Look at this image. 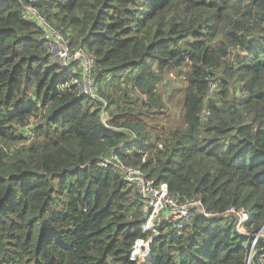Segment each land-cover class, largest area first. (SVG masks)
Returning <instances> with one entry per match:
<instances>
[{"label": "trees", "instance_id": "16d2710c", "mask_svg": "<svg viewBox=\"0 0 264 264\" xmlns=\"http://www.w3.org/2000/svg\"><path fill=\"white\" fill-rule=\"evenodd\" d=\"M27 6L96 56L105 101L66 86L79 63L52 60ZM170 72L186 84L167 125ZM110 84L147 101L122 107ZM122 164L216 215L181 232L161 222L141 264H247L252 241L225 214L264 234V0H0V264H138L135 243L155 232Z\"/></svg>", "mask_w": 264, "mask_h": 264}, {"label": "built area", "instance_id": "2783aa9c", "mask_svg": "<svg viewBox=\"0 0 264 264\" xmlns=\"http://www.w3.org/2000/svg\"><path fill=\"white\" fill-rule=\"evenodd\" d=\"M24 15L27 19L36 21L42 29L43 39L46 41L54 62L56 61V63L58 62L64 67L70 66L74 61L82 62L80 77L73 78L66 86L77 84L84 96L105 101L99 96L96 90V56L89 54L82 47L71 48L70 40L66 35L52 25L44 16L40 15L32 6H27L24 9ZM214 87L215 85L212 84L210 91ZM209 115L210 111L207 109L204 110L203 119H207ZM102 120L106 121L105 112L102 114ZM106 162H108L107 158ZM120 167L125 178L136 184L141 197L147 203V219L143 229L155 232L154 236H150L147 239H139L135 243L131 258L136 260L138 264L143 263L149 257L151 252V241L153 237L156 236L157 226H159L161 222L166 223L168 231L173 230L181 232L191 224L195 212H199L206 217L216 216L215 214L211 215L206 212L200 199L181 202L178 198L171 196L169 186L166 183H156L154 180L147 179L139 167L129 164H122ZM228 212L236 214V217L232 216V218H234L235 228L239 233L245 235L253 234L246 232L243 228L244 222L249 219L247 213L242 210L236 211L234 208L230 209ZM256 242V240L253 242L251 253L249 249L250 255H248L247 264H251L252 262L251 254L256 249ZM259 259L261 264H264V254H262Z\"/></svg>", "mask_w": 264, "mask_h": 264}, {"label": "rangeland", "instance_id": "374dc122", "mask_svg": "<svg viewBox=\"0 0 264 264\" xmlns=\"http://www.w3.org/2000/svg\"><path fill=\"white\" fill-rule=\"evenodd\" d=\"M52 58V57H51ZM53 60V58H52ZM56 62V61H55ZM58 63V62H57ZM79 63V69H81L82 62ZM166 76L157 86V93L160 96L159 104L157 105V109L162 110L165 113H161L158 116L164 117V123L167 125L169 121L178 122L180 118L181 108L183 104V92L184 85L186 84L180 76H177L175 72H170L165 74ZM96 86L97 82L95 81ZM115 82H113L114 84ZM110 84L112 89L110 90L114 94V99L116 100V104H120L122 107H131L133 110L135 107V100L139 99L141 101H147V96L141 92V89L137 88H129L126 89L124 85H113ZM113 85V86H111ZM106 89L105 86L102 87ZM97 90V88H96ZM116 104H114L111 109L116 108ZM145 109H148L147 107ZM138 110L144 112V110ZM154 111V110H152ZM109 116V115H108ZM156 119V118H155ZM154 121L159 122L157 119Z\"/></svg>", "mask_w": 264, "mask_h": 264}, {"label": "water", "instance_id": "95a60500", "mask_svg": "<svg viewBox=\"0 0 264 264\" xmlns=\"http://www.w3.org/2000/svg\"><path fill=\"white\" fill-rule=\"evenodd\" d=\"M225 216H233V217H236V214L235 213H227V214H225ZM211 217H215L214 215L213 216H211ZM240 234H242V233H240ZM242 235H245V234H242ZM247 238H249L251 241H252V245H251V248H252V246H253V242L256 240V241H258V240H264V234H262V233H253V234H251V235H245ZM250 248V253H251V251H252V249ZM250 253L248 254V255H250ZM262 254H264V247H261V248H256L253 252H252V254H251V260H252V262L254 263V264H261V262H260V256L262 255Z\"/></svg>", "mask_w": 264, "mask_h": 264}, {"label": "crops", "instance_id": "0c3cea01", "mask_svg": "<svg viewBox=\"0 0 264 264\" xmlns=\"http://www.w3.org/2000/svg\"><path fill=\"white\" fill-rule=\"evenodd\" d=\"M257 248V247H256ZM251 264H254L253 262H251Z\"/></svg>", "mask_w": 264, "mask_h": 264}]
</instances>
